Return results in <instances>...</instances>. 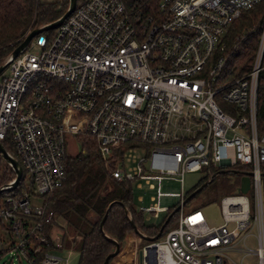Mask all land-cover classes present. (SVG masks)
<instances>
[{"label":"built area","instance_id":"1","mask_svg":"<svg viewBox=\"0 0 264 264\" xmlns=\"http://www.w3.org/2000/svg\"><path fill=\"white\" fill-rule=\"evenodd\" d=\"M260 1L81 0L50 37L31 39L36 52L27 45L0 73V142L13 145L31 186L0 193V254L14 248L28 264L62 259L60 235L51 231L49 240L44 231L56 216L43 195L65 180L70 132L96 140L113 180L155 179V203L137 207L155 216L168 208L159 204L164 177L181 182L184 198V173L232 162L221 151L231 146L235 161L250 166L251 201L240 190L223 194L219 224L181 207L176 225L138 249L133 264H238L228 255L238 250L264 264V15L250 68L231 80L222 74L228 27ZM249 225L257 246L236 248L235 232ZM34 242L50 246L39 259Z\"/></svg>","mask_w":264,"mask_h":264},{"label":"trees","instance_id":"2","mask_svg":"<svg viewBox=\"0 0 264 264\" xmlns=\"http://www.w3.org/2000/svg\"><path fill=\"white\" fill-rule=\"evenodd\" d=\"M80 1L76 0L77 3ZM67 2L68 0H0V63L21 42L27 32L38 25L51 23L63 14L68 6ZM263 12L264 0H261L259 3L247 8V10L242 11L241 15L233 20L228 27L223 39L225 47L222 51L225 60L222 74L226 79H234V77L242 75L250 68L258 45ZM44 31L49 30H43L37 33L36 36H40ZM262 87L264 88V83H262ZM258 104L259 131L264 132V101L262 95L259 96ZM82 138H85L82 151L65 157V180L53 192L43 195V201H45L47 208L53 212L54 216H62L64 219L65 223L59 225L62 231L61 246H68L76 241L77 236L80 237L78 239L77 264H102L105 255L115 247L99 230V222L108 203L116 199L122 201V204L116 203L111 206L103 222V230L107 235L118 240L121 248L123 246L122 242L133 231L129 218L124 213V207L127 208L138 229L146 235H154L178 203L168 207L165 210L166 214L159 221L146 223L144 213L135 205L133 184L127 180H113L109 176L101 154L98 152L96 140L87 134L82 135ZM1 142L6 151L15 155L14 147L10 142L6 140H1ZM223 168L226 167L222 165L206 166L204 168L206 175L191 190L186 192L183 205L196 198L206 186H209L212 192L219 191L221 195L237 193L241 183L240 178L244 173L250 171V166L236 160L228 166L230 171H222ZM231 170L237 171L233 173ZM217 171L219 173L214 175L202 189L187 199L186 196L193 189ZM14 176L15 172L0 157V185L7 183ZM25 180L27 181V176L23 172L17 188L2 194L6 195L30 188L29 183L24 184ZM261 180L264 210V175L261 176ZM199 197L201 202L195 208L205 204L204 196L200 194ZM177 217L178 210L164 224L162 235L175 224ZM44 231L50 240L51 224H47ZM141 240L142 238H140ZM34 245L40 248L36 250L37 259L41 258L45 250L50 249V246L44 245V243L34 242ZM27 247L29 253L35 249L33 246ZM112 259L109 258V262Z\"/></svg>","mask_w":264,"mask_h":264},{"label":"rangeland","instance_id":"3","mask_svg":"<svg viewBox=\"0 0 264 264\" xmlns=\"http://www.w3.org/2000/svg\"><path fill=\"white\" fill-rule=\"evenodd\" d=\"M54 28L49 29V31H44L43 35L50 37L51 36V30ZM35 37L32 38V41ZM27 50H30L32 52H36V49H38L37 45H34L32 42L28 44L26 47ZM9 71V66L6 65V68L2 71V74H7ZM86 138V137H85ZM84 138V139H85ZM84 139L81 135H76L74 133H65L64 140H65V153L67 155L76 154L78 152L82 151V145L84 142ZM222 154L225 156H230L232 162L235 161L234 158V150L231 146L227 147H221ZM137 155V158H140L142 153L137 150L133 151ZM4 160V159H3ZM5 161V160H4ZM6 162V161H5ZM134 164V161L126 160L125 161V167L130 169V167ZM206 175L205 169H202L200 171H191L186 172L183 175V197L186 194L187 191L191 190V188L199 182L204 176ZM133 184V195L135 198V205L138 207L139 205H142L144 207L153 205L155 203V194H156V187L157 183L155 179H149L145 180L144 178H136L132 179L130 181ZM24 184H27V181L25 180ZM161 191L164 194H161L160 199V206H166V207H172L179 204L181 201L184 200V198H181L180 196L176 195L177 192L181 191V182L176 178L172 177H164L161 180ZM202 196H204V205L199 206V208L202 209V212H204L206 220L210 224H219L221 222V211L219 210V202L222 195L219 191L212 192V190L209 188V186H206V188L203 189V191L200 193ZM196 196V198H193L191 201L187 202L185 205L181 206L183 211L192 210V208L198 207L200 201L199 195ZM247 195H249L250 201H251V195L249 194V191L246 192ZM30 201H32V204H41L42 202V196H35L31 195ZM144 213V221L147 222H156L159 221L163 215H165V210H162L160 212L159 216H155L153 213L150 212H143ZM179 214V212H178ZM177 220V219H176ZM59 223H65L62 216H59L58 218ZM177 221L173 226L176 225ZM251 225L246 227L245 229H238V231L235 232V238L232 240V244L236 248H242L244 245V242L246 244L250 245V247L253 249L257 246V241L254 237V232H256L255 229H250ZM250 229V231H249ZM169 230V229H168ZM167 230V231H168ZM166 231V232H167ZM133 232V231H132ZM250 232L251 234H248L243 240H241V237H244L245 234ZM1 233V232H0ZM135 237L139 238L137 240L138 249H141L144 245L148 244L147 242L149 240L142 239L140 241V237L133 233ZM80 237L77 236L76 241L70 243V245H62L61 248H57L56 253L62 257L59 264H77L78 259V247H79V239ZM245 240V241H244ZM123 246L120 250L121 252L125 249L126 251L130 250V246L132 245L131 242L127 243V240L125 239L122 242ZM229 256H231L238 264H258V258L257 255H248L243 254L241 250L237 251H231L228 253ZM65 259H67L65 261ZM0 264H28V262H25L24 260L19 261V259L16 256L15 249L12 248L10 251H7L5 253L0 254ZM108 264H115L114 259L110 261Z\"/></svg>","mask_w":264,"mask_h":264},{"label":"water","instance_id":"4","mask_svg":"<svg viewBox=\"0 0 264 264\" xmlns=\"http://www.w3.org/2000/svg\"><path fill=\"white\" fill-rule=\"evenodd\" d=\"M76 0H68L67 4V8L65 9V12L63 14H61L59 17L56 18V20L51 21V23H47V24H43V25H38L36 27H34L33 29H31L29 32H27L25 35V37L21 40V42L16 45L10 52L6 58L4 59V61L2 63H0V73L6 68V65L8 64V62L18 56L19 54H21V52L25 49V47L29 44L30 40L36 36L37 33L43 31V30H47V29H51L54 27H57L58 25H60L64 18H66L67 15H69L75 8L76 6ZM0 157H2L8 164H10L13 172H15V177L13 179V181L10 182V184L6 183V184H1L0 185V193L4 192V191H10L11 189H13L19 182L22 176V169L21 166L18 162V160L16 159L15 156H13L10 152L6 151V149L4 148L2 142H0ZM221 164H223V166H225L226 168L221 169L222 171H230V169H228V166H230L231 161L229 158H226L224 160H222ZM233 173H236L237 170H231ZM219 173V171H217L215 174H211L208 176V178L206 179L205 182H203L201 185L197 186L195 189H193L186 197L187 199L190 198V196L192 194H194L195 192L199 191L200 189H202L207 182H209L214 175H217ZM251 175V172H246L244 173L240 180V186H239V190L242 193H246L247 191H249L250 188V179L249 176ZM122 204V201L120 200H114L111 201L110 203H108L105 211H104V215L102 216L100 222H99V230L100 232L104 235V237H106L108 240H110L114 245V249L112 251H110L109 253H107L104 257V261L102 264H107L109 262V258H114L118 255V253L121 250V244H119L118 240H116L115 238L107 235V233L105 232V230H103V222L105 220V218L107 217V213L110 210L111 206L113 204ZM184 200L181 201L177 207L171 211V213L167 216V218L165 219V221L162 223V225L159 227L160 229L158 230L157 233H155L154 235H146L145 233H143L140 229H138V227L134 224L133 220L131 219L130 214L127 211V208L124 207V213L128 216L129 218V222L132 226L133 231L142 239L145 240H154L157 239L159 237H161L162 235V230H163V226L166 223V221L170 218L171 215H173L177 210H179L181 208V206H183Z\"/></svg>","mask_w":264,"mask_h":264},{"label":"crops","instance_id":"5","mask_svg":"<svg viewBox=\"0 0 264 264\" xmlns=\"http://www.w3.org/2000/svg\"><path fill=\"white\" fill-rule=\"evenodd\" d=\"M223 166V165H222ZM58 216L56 217L55 219V222H54V225L51 227V231H52V235H57L59 234L60 235V238H61V235H62V231H61V228L59 225H62L61 223H59L58 221ZM134 231L130 234L127 235V237L125 238L127 240V243L131 242V248L130 250L126 251V247L125 249L121 252L118 253V255L116 257H114V261H115V264H133V262L136 260L135 259V256H136V253H137V250H138V243H137V240H139V238L135 237L134 236Z\"/></svg>","mask_w":264,"mask_h":264}]
</instances>
